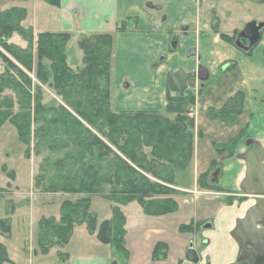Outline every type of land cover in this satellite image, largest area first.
Instances as JSON below:
<instances>
[{
    "label": "crops",
    "instance_id": "1",
    "mask_svg": "<svg viewBox=\"0 0 264 264\" xmlns=\"http://www.w3.org/2000/svg\"><path fill=\"white\" fill-rule=\"evenodd\" d=\"M192 1L193 5L188 0H60L58 6L46 7L42 0H13L14 3L8 6L24 8L27 16L22 24L36 31L75 29L79 30L78 33H112L114 39L112 73L116 87L112 103L117 111L148 110L168 115L177 112L188 113L194 118L197 127L205 128L206 132L216 130L218 135L215 142L218 143L228 142L242 133L233 154H222L214 149V143L205 141V145H201L200 142L203 141L196 140L190 182L181 187L185 192L190 191L187 193L202 192L194 198H188L187 195L180 193L176 199L177 212L156 216L145 214L136 203H131L134 206L127 204L122 207L126 218V250H115L120 255H115L112 247L102 243L94 233H89L85 225H76L63 247H54L47 255H43L38 250L37 242L32 241L35 246L32 249L30 247L26 255L22 253V260L16 263L5 244L6 237L0 238L10 262L14 264H111L113 261L116 264L236 262L241 248L231 232L236 220L242 218L252 206L251 201L241 198L243 193L240 190V183L245 175L246 163L240 155L248 149L246 145L248 139L260 143L264 148V37L250 55H244L222 41L217 34L200 29V22L197 21L200 7L197 1ZM46 8L49 14L44 12L39 16L38 11H44ZM196 13L198 17L194 18ZM38 16L43 19L42 23L39 22ZM128 17L134 18L135 27L126 32L117 31L121 21ZM189 18L193 21L190 31L194 35L190 34L188 44L191 43L200 53L199 63L208 68L209 76L219 77L217 80L219 85L198 87L199 81L191 80L184 95L180 97L169 89V75L179 68L194 70L198 66V61L196 58L186 57L188 45L185 43L173 48L171 52L170 40L171 36L177 33L178 26ZM228 63L232 65L231 68L226 67ZM225 67L226 69H223ZM237 92H242L244 99L242 111L233 121L225 122L213 118H209L211 122L206 120L209 110L218 111ZM224 134H228V137H222ZM212 161L216 162L213 167ZM206 171L209 172V184L220 189L217 195L219 197L211 196V192L201 188L196 180L198 175ZM129 208L133 210L130 218L127 211ZM110 217L111 215L107 214L103 219ZM189 223L192 225L190 230H180L181 225ZM206 223L210 226L204 227ZM28 238H30L28 234L23 238L24 245ZM159 242L164 244L161 249L165 247V256L154 259L153 249ZM191 248L198 256L197 262H191L185 256ZM58 252L63 256L60 257Z\"/></svg>",
    "mask_w": 264,
    "mask_h": 264
},
{
    "label": "trees",
    "instance_id": "2",
    "mask_svg": "<svg viewBox=\"0 0 264 264\" xmlns=\"http://www.w3.org/2000/svg\"><path fill=\"white\" fill-rule=\"evenodd\" d=\"M51 5H58L60 0H44ZM26 11L24 8L12 7L0 12V46L12 55L18 64L22 65L27 71L31 72L34 68L32 55L27 50L18 49L16 46L8 44L7 38L14 32L22 36H27L30 29H25L20 25V20L24 18ZM32 39V35H31ZM69 35L65 33H41L37 41V62L36 79L41 83L48 82V76L52 75L55 88L64 95V91L69 88H75L78 95L82 96L86 102L78 101V106L84 109H78L82 119H85L90 125H95L100 119L104 126L108 127L105 133L110 143L115 145L118 150L133 163L138 169L144 172H151L157 178L167 180L162 174L163 169L172 170L184 169L193 157V117H187L183 113L175 117L174 120L157 112H120L114 113L111 110L109 102V92L107 87L101 89V81L107 83L109 72L112 70L110 52L112 50L113 38L110 34H98L85 37L80 45L85 50L87 65L80 73H73L67 66L64 54L65 42ZM103 41L108 45L106 55H94L89 41ZM16 49V50H15ZM51 60V72L47 73L43 65L42 58ZM0 59L6 64L5 72L0 74V128L5 122L12 124L20 139H24L27 134L29 121L31 117L32 95L29 88L32 87V81L27 77L18 66L5 54L0 51ZM111 60V59H110ZM9 69L14 70L19 77L9 73ZM50 69V67H49ZM8 88L15 92L19 110L14 111L15 102L7 95H2L4 89ZM39 90V89H38ZM68 93V92H67ZM38 93L34 96V112L37 115L38 109L43 108L39 103ZM243 93L237 92L224 104L218 111L209 110L213 119H220L225 122L233 121L242 111ZM61 116L63 127L67 128L70 124L79 126L73 133V141L76 144L63 159L56 160L54 165L66 166V161H71L70 169H74L75 164H79L74 173H68L67 176L58 177L57 180H50L47 185L42 187L43 191L64 192V193H83L84 196L75 201L64 200L60 205L59 221L53 217H42L38 224V247L42 253H46L52 245L64 246L67 244L72 230L76 224L85 223L90 232H96L97 238L105 244H109L116 251H125V217L119 208L132 201H136L142 207L147 215H165L175 212L177 204L172 198H155L161 194H169L170 189L151 182L142 172L137 170L126 160L111 152V149L98 137H94L86 128H82L79 121L71 117ZM95 116V117H93ZM70 118V124L66 121ZM52 123L58 122L57 118H50ZM105 123V124H104ZM43 130V127H42ZM86 133V134H85ZM89 133V134H88ZM84 134V135H83ZM240 133L232 139L229 153L233 154L237 140L242 136ZM92 135V136H91ZM116 135V136H115ZM84 140V147L90 157L98 159L111 154L115 157L116 163L110 167L105 175L99 174V168L90 164H82L83 152L79 150L80 141ZM78 144V145H77ZM83 146V145H81ZM142 147H149L150 157L142 153ZM229 147V146H227ZM226 146L217 147L218 152H223ZM94 148L99 150L96 152ZM96 152V153H94ZM72 163H74L72 165ZM216 162L212 161L211 165ZM212 166V167H213ZM60 168V167H59ZM75 170V169H74ZM12 173L10 172V175ZM209 172L201 174L200 177L206 179L199 181L203 187L211 188L214 185L208 182ZM112 184L108 200L113 202L112 218L104 220L97 227V221L89 211L90 195L103 193L104 185ZM39 185V184H38ZM168 196V195H167ZM0 227L5 233L10 230L9 223L0 220ZM192 225H181V231L190 230ZM163 243H157L153 249V258H163L165 256V247L161 249ZM58 255L63 256L58 252ZM10 262L5 246L0 243V264Z\"/></svg>",
    "mask_w": 264,
    "mask_h": 264
},
{
    "label": "rangeland",
    "instance_id": "3",
    "mask_svg": "<svg viewBox=\"0 0 264 264\" xmlns=\"http://www.w3.org/2000/svg\"><path fill=\"white\" fill-rule=\"evenodd\" d=\"M15 1H25V0H15ZM188 1L193 5L192 0H188ZM194 1L195 2L197 1V5L200 7L199 17L197 13L194 14V18L198 17L197 21L200 22L199 23L200 29H202L203 31L204 29L210 31L211 30V28L209 27L211 26L210 24L216 22L218 23V25H221L224 30H228L231 27V24L233 22L231 21L232 16L231 19L229 16L232 8L231 0H194ZM12 3H14L13 0H0V12L6 10L5 9L6 7L7 9L12 8V7H8L12 5ZM44 3L46 2L44 1ZM51 6L54 5L46 3V7H51ZM250 10L251 9H247L246 14ZM44 12L49 14L48 8H46L44 11H38L39 16H41V13ZM26 16H27V11L24 18L20 20V25L25 29L31 30L29 35L22 36L19 33L14 32L7 38V43L16 46L18 49L27 50L28 53L32 55V60L34 63L33 71L31 72L27 71L22 65L18 64V62L15 60V58L12 55H10L8 52H6V50H4V48L0 46V51L6 56H8L14 62V64L18 66L24 73H26L27 77L30 78L32 81V87L29 88V93L32 95L31 117L27 129V134H25L24 139H20L18 137L15 127L9 122H5L0 128V220L9 223V227H10L8 233H5L4 230H2V228L0 227V238H3L4 236L6 237L5 244L10 254L13 256L15 263L22 260V253L26 255L27 252L30 251V247L32 249L35 246L34 244H32V241L33 243L34 241H36L38 247V231H39L38 224H39V220L42 218L43 215H45L46 218L53 217L57 222L59 221L60 218V205L64 200L75 201L78 198L84 196L83 193L82 194L67 193V192L49 193L43 191L42 189V187L44 185H47L50 180L55 181L57 180L58 177L67 176L68 173L81 171V170H77L78 168H80L78 166L79 165L78 163L75 164L76 166H74L75 170L70 169L69 168L71 166L70 160L66 161L65 167L59 166L60 167L59 168L54 165V162L56 160L63 159L64 155L68 154L69 151L76 146V144L73 141V133H75L74 131L77 130L79 126L77 125V127H75L74 124H70L69 121H71V119L66 118L67 120L66 122L70 125L67 128H64L63 119L61 120L60 118L65 113L67 114L65 117L69 116L73 119L78 120L80 125H82V128L88 129L94 137H98L100 140H102L111 149V152L118 155L121 159L126 160L129 164H131L137 170L142 172L151 182L157 183L171 190L170 193L167 194L168 196L166 194L165 195L161 194L159 196H153V197L160 199H164L167 197L172 198L177 204V210H178V202L176 199L178 198V195L180 193L187 195L188 198H194L195 196H199V193L201 195L202 191H192L193 192L192 194V192L187 193L190 191L185 192L181 187L188 185L190 182V168L192 167L193 157L191 158L190 162L184 169L175 168L176 170L174 169L172 170V167L163 169L162 174L167 177V180L171 178L170 181L162 180V178L159 177L157 178L151 172H144L143 170L138 169L133 163L128 161L126 157L120 152V150H118L115 145L110 143L108 137L105 134L108 132L109 129L107 126L103 125L100 119H98L95 125H90L89 123H87L85 119H82L79 111L84 109V107L78 106L77 103L79 100H81L82 103L83 102L85 103L86 100H84L82 96L78 95L77 89L69 88V90L67 89L66 91H64V93H66L65 94L66 98H64V95H61L60 92L57 91V89L54 87L55 82L53 83L52 75L48 76L49 79L47 83H41L38 79H36L35 64L37 62V54H38L37 41L39 34L49 32V33H65L69 35V39L65 42L64 54H65L66 64L71 69V71H73V73H80L87 65V60L85 59L86 58L85 50L80 45L81 41H83L85 37L98 35V34H110L113 38V34L96 33V32L78 33L79 30H75V29L73 31L72 30L60 31L55 29L54 31H42V30L36 31L32 27L30 26L25 27L22 24ZM261 17L264 20V15H261ZM190 19L192 18H189L186 22H188ZM134 21H135L134 18L128 17L121 21L120 25L116 30L120 32H126L128 30L130 31L132 30V28L135 27ZM39 22L40 23L43 22V19H40V17H39ZM51 27L53 28V26ZM229 32H231V29H229ZM31 35H32V39H31ZM89 44L91 45V49L93 50L94 55L96 57L98 55L103 56L107 54L106 51L108 49V45L103 43V41L99 42L95 40L93 41L90 40ZM170 48L172 52L174 49L172 47ZM109 52H110L111 60L109 59L106 61L107 62L111 61L110 64L112 65L113 53H114V39L112 43V50ZM42 62L43 65L45 66L46 72L52 73L50 71L51 70L50 65L52 64L51 60L46 57H43ZM5 68H6L5 62H3L2 59H0V74H3L5 72L4 71ZM8 72L11 73V75H15V78L19 79L17 74H14L16 73L14 70L9 69ZM218 79L219 77L211 78L209 76L207 80L198 82V87L205 88L210 86L211 84L214 86L219 85V82H217ZM100 81H101V89L107 87V90L109 92L110 107L114 113L137 112V111L157 112L167 116L171 120H174L175 117H177L180 114H183L182 112L180 113L177 112L175 114L168 115L167 113L164 112L148 111V110L117 111L118 109H115L112 103L113 95L115 94L114 91L116 88L114 86V76L112 70L109 72L107 83L104 82V80H100ZM195 84L197 85V82ZM37 93L39 95L38 96L39 103L43 108L38 109V113L36 115L33 106H34V96H36ZM2 95H7L13 99V101L15 102L14 111L17 112L19 110V105L17 103V97L15 92L12 91L11 89L5 88L4 93ZM78 109L81 110L78 111ZM187 117L190 118L192 116L187 113ZM50 118H57L58 122L52 123L51 121H49ZM206 118L208 122H211L210 119L212 117L210 115ZM196 127L197 126L194 121L193 139H192L193 147H195V142L198 139L199 141L200 140L203 141V143L200 142L201 145L202 144L205 145V141L214 143L213 147L215 150L217 149V147L221 148L223 146L226 147L229 146L225 150H223V152H221L222 154L229 153L230 146H232V141H233L232 139L225 143H218L215 142L217 141L216 139L218 135L216 130L212 132L211 130L209 132H206L205 128L198 126L197 127L198 130H196ZM227 135L228 134H224L222 137L225 138ZM84 144H85L84 140L80 141L79 145L77 144L79 146L80 151H86L83 152V155L81 157L82 164H90L96 166L99 168V174L101 176L105 175V172L110 167H113L114 163H116L115 157L111 154H108L100 159H98V157H90L87 153V150L84 147ZM94 149L96 152L99 150L98 148H94ZM139 150H141L142 153L150 157L151 149L149 147H142ZM73 164L74 163H72V165ZM213 165L214 164H212V166ZM10 172L12 173L11 175ZM200 176L198 175V179L196 180L198 182L199 181L204 182L206 179H203ZM201 188H203L204 190H208V192H211L210 193L211 196L219 197L217 195L218 192H220V189L216 188V186H213L211 188L202 186ZM111 189H112V184H106L104 185L103 193L92 194L89 196L90 197L89 211L90 213H93L97 221L96 228L99 227L102 221L110 220L112 218L113 202L108 200L107 197L110 194ZM194 192L196 193L198 192V194H194ZM218 201L219 200H216V202ZM131 203L133 204L136 203L137 205L140 206V204H138L136 201H132L127 204L134 206ZM127 204L119 205V208L122 211L123 215H124L123 212L124 210H122V207H124ZM177 210L175 212H177ZM127 211L130 218L131 214H133V210L132 208H129ZM175 212H172L170 214H173ZM107 214L111 215V217L108 219H103L107 216ZM125 224H126V218H125ZM190 224L191 223H189L188 225ZM76 225L86 226L85 223H80ZM88 232L91 234L94 233L96 235V232H90L89 230ZM27 234L30 236V238H28L26 244L24 245L23 238ZM54 247L58 248L63 246L52 245V247H50L46 253H42L41 251L40 253H42L43 255H47L49 253V250ZM38 250H40V248ZM114 253L115 255H120L119 252H116L115 250ZM8 263L14 264V262H8Z\"/></svg>",
    "mask_w": 264,
    "mask_h": 264
},
{
    "label": "water",
    "instance_id": "4",
    "mask_svg": "<svg viewBox=\"0 0 264 264\" xmlns=\"http://www.w3.org/2000/svg\"><path fill=\"white\" fill-rule=\"evenodd\" d=\"M254 22L248 23L243 32L251 31L254 38L250 39L253 45L259 40V29L264 25L260 23L253 30ZM209 77V71L201 65L197 70L187 72L183 68L170 73L168 78V87L173 93L182 97L188 88L189 81L195 79L205 81ZM246 145L248 148L240 158L246 163V171L243 180L240 183L242 191V200L249 197L254 198V204L247 209L244 216L236 220L234 229L231 232L232 237L239 244L241 251L235 263L232 264H264V148L252 139H248ZM206 223L204 227H209ZM186 258L191 262H197L198 256L192 248L186 252ZM111 264H116L113 261Z\"/></svg>",
    "mask_w": 264,
    "mask_h": 264
},
{
    "label": "flooded vegetation",
    "instance_id": "5",
    "mask_svg": "<svg viewBox=\"0 0 264 264\" xmlns=\"http://www.w3.org/2000/svg\"><path fill=\"white\" fill-rule=\"evenodd\" d=\"M231 4L232 8L229 14L230 19L232 16L231 21H233L231 27L229 28L231 29V32H229V29L224 30L221 25H218L217 22L210 24V31L217 34L222 41L228 43V45L233 49L243 53L244 55H250L252 53V50L262 41L264 37V25L259 29V40L253 45L250 44V39L254 38L253 33L251 31L246 32L244 35H242L241 33L243 32L245 26L250 22H254L252 28L253 30H255L260 23L264 24V20L261 17V15H264V0H231ZM247 9L251 10L246 14ZM191 21L192 19L178 26L179 30L177 31V33L171 36L170 43L172 48H176L178 45H182L181 43H185L188 45L185 51L186 57L196 58V60L198 61V66L196 67V69L190 70L195 71L203 64L199 63L201 60V55L197 51L196 47L191 45V43L188 44L190 42L191 35H194V33L191 34L190 31ZM226 67L231 68L232 65L228 63ZM226 67L223 69H226ZM248 148H253V145H250ZM246 200L251 201L252 205L255 202L254 198L252 197H249Z\"/></svg>",
    "mask_w": 264,
    "mask_h": 264
}]
</instances>
